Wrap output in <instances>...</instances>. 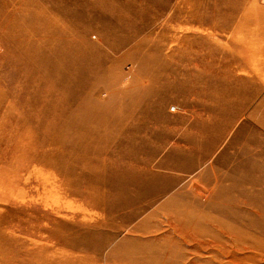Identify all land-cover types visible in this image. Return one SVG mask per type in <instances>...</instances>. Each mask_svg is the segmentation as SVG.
Wrapping results in <instances>:
<instances>
[{"label": "rangeland", "instance_id": "rangeland-1", "mask_svg": "<svg viewBox=\"0 0 264 264\" xmlns=\"http://www.w3.org/2000/svg\"><path fill=\"white\" fill-rule=\"evenodd\" d=\"M29 1L43 4L46 11L41 14L43 17L59 15L56 8L67 16L76 10L75 23L84 29L92 28L83 38L84 42L99 39L104 42L101 30L105 28L114 33L113 37L131 41L112 53L105 68L97 72L101 74L99 77L92 75L93 71L88 73L89 77L85 73L81 80L86 81L71 90L76 93H71L63 89L62 81L58 82L61 85H55L57 76L51 73H44L43 77L28 76L30 23L22 22L16 27L20 35L27 38L21 43L9 40L0 31V264H107L122 237L120 234L114 237V225L106 226L114 223L110 221L104 197L107 186L95 179L98 169L93 162L97 157L105 161L106 155L112 154L113 147L106 142L113 136L168 134L170 132L158 127L163 121L174 118L173 125L177 129L173 132L178 137L180 128L185 126L190 127L188 135L203 136L209 131L226 137L218 151L214 148L217 151L214 170L221 177L230 174L242 179L247 175L256 178L264 174V94L253 97L252 93L238 90L212 94L214 91L209 88L198 91L186 88L188 91L181 92L163 84L157 89L163 95L169 93L173 108L171 111L164 108L154 117L145 118L147 112L142 107L145 102L157 106L166 99L145 91L150 86L148 80L158 76V82L168 81L170 77L166 73H155L153 67L140 74L142 57L136 50L131 53V49L142 42L152 44L158 39H168L169 27L166 26L179 28L177 20L187 19L188 28L176 34L182 32L194 38L207 36L204 39L227 41L229 35L241 27V22H245V16L257 24V30L264 32V0ZM246 6L250 7L249 11ZM190 21L204 22V27L195 30L190 27ZM231 22L226 35L215 32ZM36 24L33 21L31 27ZM100 46L108 49L107 45ZM171 61L183 63L187 59L179 54ZM115 63H120L119 70L113 69ZM231 67L241 73L243 79H246L245 72L252 75L253 78L242 82L260 86L254 69L250 70L248 64L237 62ZM178 78L184 79V76ZM214 95L216 101L211 98ZM220 96L223 98L219 101ZM199 97L204 101H199ZM254 98L257 99L253 102ZM175 107L178 111L171 115ZM89 110L93 111L92 117H84L82 113ZM99 110L105 114L98 113ZM118 119H121L119 125L101 130L103 123ZM200 122H203L200 127L194 126ZM227 123H232L228 130L224 126ZM207 170L208 181L206 177L197 179L190 175L180 182L185 194L182 201L205 211L207 203L224 197L221 193L216 196L219 190L214 186L210 169ZM238 170L241 173H236ZM235 180L225 179L221 183L228 188ZM262 185L259 189L264 188V183ZM236 193L232 194L241 198ZM194 198L201 203H193ZM105 236L112 239L107 242ZM156 237L158 245H162L163 236ZM185 250V262L202 260L201 252H189L188 247ZM134 255L138 257L139 253ZM263 260L264 256L238 264H263Z\"/></svg>", "mask_w": 264, "mask_h": 264}, {"label": "bare ground", "instance_id": "bare-ground-1", "mask_svg": "<svg viewBox=\"0 0 264 264\" xmlns=\"http://www.w3.org/2000/svg\"><path fill=\"white\" fill-rule=\"evenodd\" d=\"M23 6L26 8L22 9ZM42 6L40 2L29 0L28 7L27 0H0V31H3L9 40L21 43L25 38L16 27L19 28L18 25L22 22L30 23L28 76L43 77L44 73H51L57 76L55 85H61L58 82L62 81L61 86L66 91L80 87L86 81L81 80L85 73L89 77L88 73L93 71L92 75L99 77L101 74L97 72L105 68L104 65L111 60L112 53L114 55L131 41L119 40L113 37V32L105 28L101 30L104 42L101 39L97 42H84L83 38L90 34L92 28L84 29L75 23L78 20L76 10L67 16L56 8L59 15L43 17L41 14L46 11ZM245 17V22H241V27L233 31L227 41L220 38L204 39L207 36L194 38L182 33L186 32L181 30L182 28H188L185 26L187 19H184L176 21L179 28L166 26L169 27L168 39H158L154 44L142 42L131 49V53L136 50L141 55L139 57H142L139 64L140 74L147 73L148 69L153 67L156 69L155 73H166L170 77L168 81L158 82V76L148 80L150 86L145 91L157 98L166 99L161 104L157 103V106L145 102L142 106L147 112L145 118L154 117L164 108L170 111L173 108L169 93L163 95L157 89L163 84L166 88L181 92L188 91L186 88L194 91L209 88L214 91L212 94L232 90L252 93L253 97L256 94H264V32L257 30V24ZM33 21L37 24L31 27ZM232 22L226 23L225 27L215 32L218 35H226ZM189 23L195 30L204 27V22ZM178 31L182 32L176 34ZM161 34L164 35L165 32L162 31ZM100 45H107L108 49ZM148 53L152 56H148ZM179 54L187 61L172 62L171 60L176 59ZM167 58L171 60L167 62ZM237 62L248 64L250 70L254 69L253 74L260 82L259 87L254 86L252 82H242L253 77L249 72L244 73L246 79L240 77L242 74L231 67ZM119 64L115 63L113 69L119 70ZM180 75H183L184 79H179ZM119 79L120 76L117 80ZM211 98L216 101L215 95ZM222 98L223 96H220L218 100ZM256 99L254 98L253 102ZM198 100L204 101V98L199 97ZM177 111L178 108L175 107L171 115ZM98 113L105 114L102 110ZM92 114L91 110L82 113L86 118L92 117ZM120 123L121 119H118L113 123H103L100 128L107 131ZM173 123L175 124L174 118L172 121H163L158 127L170 132L168 134L162 132L158 135H124L118 138H110V135V141L106 144L110 142L113 147L112 154H107L105 161L97 157L93 162L95 169H98V174H93L95 179L107 186L104 197L110 221L114 223L109 222L106 226L114 225V237L117 238L118 234L122 237L116 249L112 251L110 263L116 264L119 260V264H238L263 257L264 188L259 187L263 186L264 174L260 173L256 178H248L247 175L242 179L234 178L230 174L221 177L214 170L213 160L216 159V152L226 141V137L214 135L209 131L203 136L188 135L190 127L186 126L180 128L178 137L173 132L177 129ZM202 124L203 122H200L194 126L200 127ZM231 124L224 125L226 130ZM214 148H218L217 151H214ZM100 152L103 154L102 150ZM208 168L211 178L215 181L214 186L219 190L218 193L215 192L216 196L221 193L224 197L218 198L217 201L211 199L205 211L199 206L197 208L182 201L185 194L181 188L183 183L180 182L190 175L196 176L197 179L206 177L208 181ZM194 171L196 172L193 173ZM236 173L241 172L238 170ZM225 179L236 180L232 186L224 188L221 182ZM6 187L10 186L4 188ZM193 187L196 188L195 185ZM233 192H237L241 198L235 197ZM193 203L201 202L194 198ZM142 214L146 215L136 220ZM164 227L165 230L162 231ZM156 236H163L162 245H158ZM105 239L108 242L112 237ZM185 247L195 254L201 252L202 260L185 262ZM148 250L149 252H145ZM136 252L139 253L138 257L134 255ZM109 261L107 264H110Z\"/></svg>", "mask_w": 264, "mask_h": 264}]
</instances>
